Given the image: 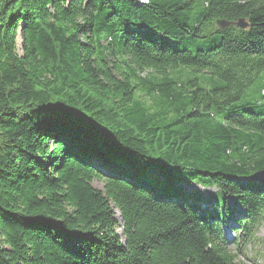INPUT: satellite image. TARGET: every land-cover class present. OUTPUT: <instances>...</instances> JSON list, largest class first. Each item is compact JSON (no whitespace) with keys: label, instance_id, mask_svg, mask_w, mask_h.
<instances>
[{"label":"trees","instance_id":"1","mask_svg":"<svg viewBox=\"0 0 264 264\" xmlns=\"http://www.w3.org/2000/svg\"><path fill=\"white\" fill-rule=\"evenodd\" d=\"M263 171L264 0H0V264H244Z\"/></svg>","mask_w":264,"mask_h":264},{"label":"rangeland","instance_id":"2","mask_svg":"<svg viewBox=\"0 0 264 264\" xmlns=\"http://www.w3.org/2000/svg\"><path fill=\"white\" fill-rule=\"evenodd\" d=\"M95 187L101 189L102 184L100 182L95 183ZM200 191L198 187H191L189 191ZM206 196L214 193V189L203 191ZM228 205L233 207L232 199L229 200ZM235 211L243 212L242 208L237 206L234 208ZM240 232L237 230H226L225 236L231 248L235 249L236 245L239 243L240 248L236 253L239 256V259L246 264H264V227L261 226L256 230L255 235L252 238H248L246 241L239 240Z\"/></svg>","mask_w":264,"mask_h":264},{"label":"water","instance_id":"3","mask_svg":"<svg viewBox=\"0 0 264 264\" xmlns=\"http://www.w3.org/2000/svg\"><path fill=\"white\" fill-rule=\"evenodd\" d=\"M218 26L222 29L224 28H227V27H230L232 25H236L238 28H241V29H246L248 28V26L245 24V22L243 20H240L238 21L237 23H228L226 21H218L217 22ZM253 179L260 182L261 184L264 185V171L261 172V173H258V174H255L253 176Z\"/></svg>","mask_w":264,"mask_h":264}]
</instances>
